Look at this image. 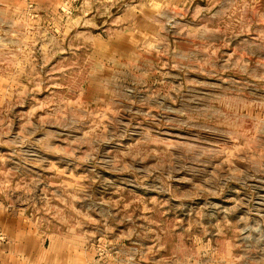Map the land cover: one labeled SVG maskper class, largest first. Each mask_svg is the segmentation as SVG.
<instances>
[{
    "label": "rangeland",
    "instance_id": "obj_1",
    "mask_svg": "<svg viewBox=\"0 0 264 264\" xmlns=\"http://www.w3.org/2000/svg\"><path fill=\"white\" fill-rule=\"evenodd\" d=\"M0 207L68 264H264V0H0Z\"/></svg>",
    "mask_w": 264,
    "mask_h": 264
},
{
    "label": "crops",
    "instance_id": "obj_2",
    "mask_svg": "<svg viewBox=\"0 0 264 264\" xmlns=\"http://www.w3.org/2000/svg\"><path fill=\"white\" fill-rule=\"evenodd\" d=\"M26 222L7 207H0V264H68V253L60 248L53 252L40 245L34 232L25 230Z\"/></svg>",
    "mask_w": 264,
    "mask_h": 264
}]
</instances>
